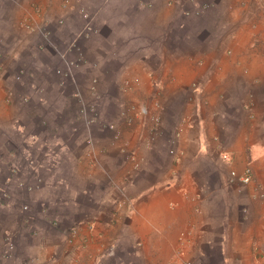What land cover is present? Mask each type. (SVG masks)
Returning <instances> with one entry per match:
<instances>
[{
    "label": "crops",
    "instance_id": "1",
    "mask_svg": "<svg viewBox=\"0 0 264 264\" xmlns=\"http://www.w3.org/2000/svg\"><path fill=\"white\" fill-rule=\"evenodd\" d=\"M137 2L0 0L38 9L27 15L31 32L54 25L76 38L78 23L85 37L93 23L88 52L104 56L102 41L115 42L107 81L118 89L113 114L102 115L111 133L82 135L79 161L65 138L18 129L30 166L41 157L56 173L32 193L48 208L37 219L1 207L0 264H264V0H212L198 13L192 0L191 17L182 0ZM113 4L120 15L107 13ZM95 66L105 79L103 62ZM66 164L75 184L58 176ZM247 170L248 184L231 177ZM53 218L77 223L76 237Z\"/></svg>",
    "mask_w": 264,
    "mask_h": 264
},
{
    "label": "rangeland",
    "instance_id": "2",
    "mask_svg": "<svg viewBox=\"0 0 264 264\" xmlns=\"http://www.w3.org/2000/svg\"><path fill=\"white\" fill-rule=\"evenodd\" d=\"M137 1L141 8H147L154 0ZM168 1L172 4L176 0ZM191 1L182 0L187 17L197 11L190 3L188 5ZM201 1L202 8L197 13L207 12L212 3V0ZM37 12L38 9L0 7V211L2 206L10 205L24 213L20 215L21 221L25 216L29 222L37 217L38 210L48 209L47 205L35 206L32 193H43L51 187L50 177L56 171L41 157L30 166L18 129L22 127L27 133L38 134L46 140L65 138L72 149V158L79 161L80 148L76 142L82 135L85 141L93 143L100 130L104 134L111 133L110 122L102 115L113 114L107 102L118 92L111 81H107L113 66L107 53L115 47L114 41H102L101 51L105 54L102 56L95 55V51L88 52L92 51L88 44L98 42L90 39L97 34L93 23L88 22L93 34L85 37L83 25L78 23L74 25L77 30H73L80 33L76 38L74 34L60 38L54 25H49L47 31L31 32L35 24L27 15ZM94 12L89 11L90 19ZM121 12L114 4L107 9L110 16ZM21 39L28 44L20 50L15 43ZM100 62L106 72L105 79L95 73V64ZM58 170L59 177H68L74 184L78 181L69 165H62ZM1 215L0 229L4 230L9 227ZM50 222L65 234L77 226V223L66 225L54 218Z\"/></svg>",
    "mask_w": 264,
    "mask_h": 264
},
{
    "label": "built area",
    "instance_id": "3",
    "mask_svg": "<svg viewBox=\"0 0 264 264\" xmlns=\"http://www.w3.org/2000/svg\"><path fill=\"white\" fill-rule=\"evenodd\" d=\"M88 30H90V27H88ZM144 115H148V111L147 110H144L143 111ZM154 122L156 123H160V118L159 117H155L152 119ZM223 159L227 160L228 159V156L227 155H224L223 156ZM231 177L233 179H239L243 184H248L250 183L251 181V171L250 170H247L246 173L244 174V176H242L241 178L238 177V175L236 174V172H232L231 173ZM68 235H70L72 238L73 237H76V234H77V228L74 227V228H71L68 230L67 232ZM182 264H195L191 261H186Z\"/></svg>",
    "mask_w": 264,
    "mask_h": 264
}]
</instances>
